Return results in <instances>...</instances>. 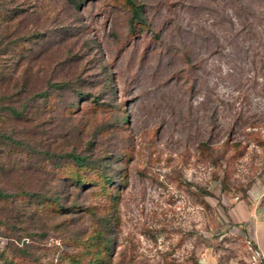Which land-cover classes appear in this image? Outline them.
Listing matches in <instances>:
<instances>
[{"label":"rangeland","instance_id":"374dc122","mask_svg":"<svg viewBox=\"0 0 264 264\" xmlns=\"http://www.w3.org/2000/svg\"><path fill=\"white\" fill-rule=\"evenodd\" d=\"M131 1L0 0V264H247L264 0Z\"/></svg>","mask_w":264,"mask_h":264},{"label":"crops","instance_id":"0c3cea01","mask_svg":"<svg viewBox=\"0 0 264 264\" xmlns=\"http://www.w3.org/2000/svg\"><path fill=\"white\" fill-rule=\"evenodd\" d=\"M261 193L255 188L248 191L246 203V218L244 220L245 233L252 237L258 246L264 247V202L261 201ZM202 264H213L214 257L204 254L201 257Z\"/></svg>","mask_w":264,"mask_h":264},{"label":"built area","instance_id":"2783aa9c","mask_svg":"<svg viewBox=\"0 0 264 264\" xmlns=\"http://www.w3.org/2000/svg\"><path fill=\"white\" fill-rule=\"evenodd\" d=\"M247 264H264V247L258 246L252 237L246 239Z\"/></svg>","mask_w":264,"mask_h":264},{"label":"trees","instance_id":"16d2710c","mask_svg":"<svg viewBox=\"0 0 264 264\" xmlns=\"http://www.w3.org/2000/svg\"><path fill=\"white\" fill-rule=\"evenodd\" d=\"M126 1L132 7V11H133L132 19H133V21L134 20L135 21L136 20L140 21L141 4H136V3H134L131 0H126ZM69 156L73 160V162H74L76 167H82L84 164H86V162L84 161V159H85V155L84 154H78V153L73 154V153H70ZM4 196H5V194L0 190V197H4Z\"/></svg>","mask_w":264,"mask_h":264}]
</instances>
